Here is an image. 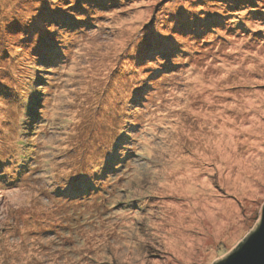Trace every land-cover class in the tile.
Here are the masks:
<instances>
[{"label": "rangeland", "instance_id": "obj_1", "mask_svg": "<svg viewBox=\"0 0 264 264\" xmlns=\"http://www.w3.org/2000/svg\"><path fill=\"white\" fill-rule=\"evenodd\" d=\"M0 35V264H213L256 225L264 0H0Z\"/></svg>", "mask_w": 264, "mask_h": 264}, {"label": "water", "instance_id": "obj_2", "mask_svg": "<svg viewBox=\"0 0 264 264\" xmlns=\"http://www.w3.org/2000/svg\"><path fill=\"white\" fill-rule=\"evenodd\" d=\"M213 264H264V204L256 225L229 253Z\"/></svg>", "mask_w": 264, "mask_h": 264}, {"label": "snow or ice", "instance_id": "obj_3", "mask_svg": "<svg viewBox=\"0 0 264 264\" xmlns=\"http://www.w3.org/2000/svg\"><path fill=\"white\" fill-rule=\"evenodd\" d=\"M52 23H54V22H53V21H51V20H50V21H48V24H49V25H51ZM2 38H3V37H2V35H0V39H2ZM25 39H29V40H30V39H31V36H30V35H26V37H25V38H22V39H21V42H24V41H25Z\"/></svg>", "mask_w": 264, "mask_h": 264}]
</instances>
